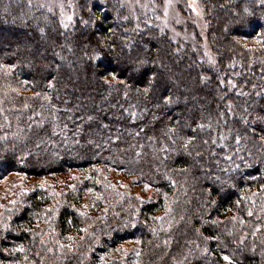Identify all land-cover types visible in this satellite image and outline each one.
Masks as SVG:
<instances>
[{"label": "trees", "instance_id": "1", "mask_svg": "<svg viewBox=\"0 0 264 264\" xmlns=\"http://www.w3.org/2000/svg\"><path fill=\"white\" fill-rule=\"evenodd\" d=\"M90 1V13L77 14L81 32L69 36L26 0H0V179L90 175L73 189L38 187L18 201L9 211L14 227L0 232V262L97 264L86 257L99 245L112 256L105 264H228L226 255L264 264V7L203 2L214 68L201 43L182 54L120 0ZM20 35L24 42L5 43ZM75 58L85 61L79 71L71 69ZM162 65L169 68L152 73ZM103 94L109 104L98 102ZM40 156L45 166L35 165ZM109 169L156 197L105 179ZM89 191L100 197L86 213ZM85 220L90 228L76 242ZM6 245L15 260L3 255Z\"/></svg>", "mask_w": 264, "mask_h": 264}, {"label": "rangeland", "instance_id": "2", "mask_svg": "<svg viewBox=\"0 0 264 264\" xmlns=\"http://www.w3.org/2000/svg\"><path fill=\"white\" fill-rule=\"evenodd\" d=\"M120 1L121 2L119 3L122 5L123 8L125 7L128 10L130 16H133L134 18L139 15L144 16V18L150 19L152 23L154 22V24H156L158 28L155 31L154 29L147 28V26H142L144 27L143 29L149 30V33H155L156 36H159L160 33L163 32L166 34L167 37L169 36L171 41L177 43L178 46L180 47L183 46V49L179 47L183 51L182 54L187 53V51H185L188 49L186 48L187 44L193 47L194 45L196 46L198 42L201 43L203 51H201L199 48H196L195 46L192 48V50L197 52V49H199L201 56H203V60H204L203 62L205 64L208 63V65L214 68L216 67L215 59L211 55L209 49L210 42H209V35L207 34V26H206L207 21L205 17L206 15L202 7L203 2L206 3L210 0H171V3H169V0H120ZM26 3L28 4L31 11H35L36 14L41 15V13L46 12L47 14L44 16L46 20L50 19V15L54 16L55 18L52 17L51 18L58 23L57 25L59 27L60 33L61 30H63L64 28L67 30L69 36L70 34L75 35V32L77 31L81 32L80 27L78 29L75 28L76 27L75 22H77V16H78L77 14L79 9H86L89 13L92 10L91 7L92 4L90 0H26ZM19 4H21L24 7V4L22 3ZM81 4H83L84 6H80ZM69 17H71L70 20ZM114 26L115 25L112 26L111 28L112 30L115 29ZM91 29L92 27L88 31H86V35ZM161 39H165V38H161ZM15 40L18 41L21 40L22 42H24L26 40V37L21 35L15 36L13 38L11 37L5 43L8 42V44H14L16 42ZM68 41H71V39H69ZM141 41L142 43L139 44L148 46V44H146L145 41L143 40ZM159 45H161V43H159ZM47 51H49V49L45 47L43 53L46 54ZM5 56L9 57V54H5ZM177 61H179V57ZM68 65L69 63H66V66ZM84 66H85L84 59L75 58L74 60L71 61V69L79 71ZM57 68L58 67H56L55 70H57ZM160 68L162 70H167L169 66L162 65L161 67L152 68L153 70L152 73H155V70L160 72L161 71ZM95 70H98L97 67H95ZM72 82L74 83V85L78 84L76 75L72 77ZM170 82L171 81H169V83ZM169 89L170 87L168 88V90ZM192 101L193 103H195L198 101L200 102L201 100L196 98H191L187 102L190 103ZM98 102L101 105L109 104L108 94H103L102 97L99 98ZM95 111L97 110L92 108L91 113L90 112L88 113H90L92 117L93 116L95 117L96 116ZM79 114H81V112H79ZM170 114L171 113L167 111L166 115L171 116ZM82 115H86V114L82 112ZM18 154L19 153L16 151V155ZM42 159L40 156V159L37 162H35V165L45 166L46 162L45 160ZM16 165H18V163ZM68 173H69L68 176H63L60 173H57L56 175L49 176L48 177L49 179L25 176L23 174L13 173V172H9L6 175H4L0 179V232L3 234V236L5 235L4 229L9 230V228L14 227L15 225L13 215L10 214L11 209L18 207L17 202L20 200L21 201L24 200L30 192L36 191L38 187L44 188V190H48V191H50L49 189L53 188L57 190L56 192H59V190H61L63 187H69L73 189L74 186L80 184V181L83 179V177L86 176L90 178L88 171L73 169ZM101 173L102 175H105L106 177L105 179L111 182L114 181L119 182V185H121L122 189H127L126 188L127 186H131L130 189L132 190V192H136L141 196L143 195L145 197L148 196L156 197V194L154 192H147V190L145 191V188L139 187L135 182L134 176L131 175L127 176L126 174H121V172H116L113 169H109ZM90 191L87 192L88 195L85 197L84 200L85 203L83 204L84 205L83 208L86 213H91V209L94 206V201L100 197L99 194H95ZM29 198L31 199V200L29 199V203L32 200H34V196H29ZM104 201L107 202L105 198ZM56 203H57L56 200H53V204ZM83 222H84L82 225L83 230H81V233H79L78 235L79 238L76 240V242L81 240L83 235L90 228L89 224L91 221L87 222L85 220ZM5 225L7 227H5ZM62 245L63 244L60 243L59 246L60 249ZM127 245L129 248H131L132 246L133 247L139 246L136 243H128ZM101 248L102 247L97 245L94 252L95 254H90L86 258L92 259V255H93L96 256L97 264H105L106 261L110 260L108 257L112 258V256L109 255L107 256L106 252L100 250ZM1 250L5 257H8L10 255L12 260H15L16 258L15 255L9 253L13 250V248H11V245L10 246L6 245V247L1 248ZM41 260L43 262L42 264H46L44 262L45 259L42 258ZM26 261L29 262L28 264H32L30 260H26ZM135 262L136 264H138L137 261ZM0 264H11V262L7 263L4 261V262H0Z\"/></svg>", "mask_w": 264, "mask_h": 264}, {"label": "snow or ice", "instance_id": "3", "mask_svg": "<svg viewBox=\"0 0 264 264\" xmlns=\"http://www.w3.org/2000/svg\"><path fill=\"white\" fill-rule=\"evenodd\" d=\"M258 2H259V4H260L261 7H264V0H258ZM169 3H171V0H169ZM70 19H71V17H69V20H70ZM144 63H145L144 61H140L138 66H133L132 71H133V72H140V71H141V67L144 65ZM152 79L154 80L155 77L153 76ZM233 86H235V85H233ZM169 99H171V98H169ZM198 127H199L200 129H204L206 126H205L204 124H199ZM208 127H211V126L208 125ZM170 131H175V129H171ZM222 138H223V137H222ZM194 139H195L194 137H193V138H190L186 143H184L183 147L185 148V150H187L188 147H189V145L193 143V140H194ZM237 142H239V141H237ZM173 143H175V141H173ZM204 143L207 144L208 141L205 140ZM213 143H215V141H213ZM188 154L191 155L190 152H189ZM197 155H200V153H197ZM82 215H83V213H82ZM249 215H252V213L249 212ZM5 227H7V226L5 225ZM85 231H86V230H85ZM69 239H72V238L69 237ZM62 247H63V245H62ZM205 251H207V250L205 249ZM253 251H254V249H253ZM223 259H224L225 261H227L228 264H235V262L232 260V258H230V257L227 256V255L224 256Z\"/></svg>", "mask_w": 264, "mask_h": 264}]
</instances>
